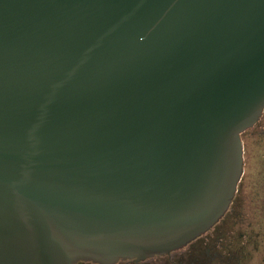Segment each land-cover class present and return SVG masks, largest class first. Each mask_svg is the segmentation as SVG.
Returning a JSON list of instances; mask_svg holds the SVG:
<instances>
[{"label":"water","instance_id":"water-1","mask_svg":"<svg viewBox=\"0 0 264 264\" xmlns=\"http://www.w3.org/2000/svg\"><path fill=\"white\" fill-rule=\"evenodd\" d=\"M263 109L264 0H0V264L186 244Z\"/></svg>","mask_w":264,"mask_h":264},{"label":"flooded vegetation","instance_id":"flooded-vegetation-1","mask_svg":"<svg viewBox=\"0 0 264 264\" xmlns=\"http://www.w3.org/2000/svg\"><path fill=\"white\" fill-rule=\"evenodd\" d=\"M241 138L243 171L236 193L209 229L164 253L111 263L81 258L73 264H264V109Z\"/></svg>","mask_w":264,"mask_h":264}]
</instances>
